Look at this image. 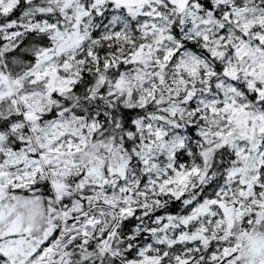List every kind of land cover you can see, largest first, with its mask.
Returning a JSON list of instances; mask_svg holds the SVG:
<instances>
[{"label": "clouds", "instance_id": "obj_1", "mask_svg": "<svg viewBox=\"0 0 264 264\" xmlns=\"http://www.w3.org/2000/svg\"><path fill=\"white\" fill-rule=\"evenodd\" d=\"M0 264H264V0H0Z\"/></svg>", "mask_w": 264, "mask_h": 264}]
</instances>
